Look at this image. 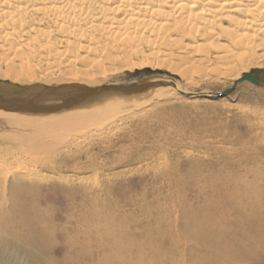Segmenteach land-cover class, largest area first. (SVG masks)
<instances>
[{
    "label": "rangeland",
    "instance_id": "1",
    "mask_svg": "<svg viewBox=\"0 0 264 264\" xmlns=\"http://www.w3.org/2000/svg\"><path fill=\"white\" fill-rule=\"evenodd\" d=\"M174 55L163 66L104 59L90 86L157 76L184 93L157 88L50 152L0 139V264H264V85L216 63L182 73ZM237 68L264 73V54Z\"/></svg>",
    "mask_w": 264,
    "mask_h": 264
},
{
    "label": "bare ground",
    "instance_id": "2",
    "mask_svg": "<svg viewBox=\"0 0 264 264\" xmlns=\"http://www.w3.org/2000/svg\"><path fill=\"white\" fill-rule=\"evenodd\" d=\"M175 47L182 62L175 68L182 73L215 63L229 75L257 73L241 75L237 66L264 54V0H0V75L11 83L90 85L96 82L92 71L105 69L104 59L108 67L163 66L173 63ZM160 90L123 99L103 97L41 118L0 108V139L22 151L50 152L65 135L89 133L162 96ZM22 184H14V195L24 194ZM208 217L203 213L197 223Z\"/></svg>",
    "mask_w": 264,
    "mask_h": 264
},
{
    "label": "water",
    "instance_id": "3",
    "mask_svg": "<svg viewBox=\"0 0 264 264\" xmlns=\"http://www.w3.org/2000/svg\"><path fill=\"white\" fill-rule=\"evenodd\" d=\"M242 80L264 85V73L244 74ZM160 87L176 88V81L157 76L133 83L99 86L82 83L21 85L0 81V108L31 113L60 112L87 105L99 98L138 96Z\"/></svg>",
    "mask_w": 264,
    "mask_h": 264
}]
</instances>
